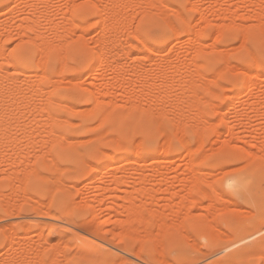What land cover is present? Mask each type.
<instances>
[{
  "label": "rangeland",
  "instance_id": "obj_1",
  "mask_svg": "<svg viewBox=\"0 0 264 264\" xmlns=\"http://www.w3.org/2000/svg\"><path fill=\"white\" fill-rule=\"evenodd\" d=\"M18 1L0 0V55L6 54L1 61L6 63L4 67L16 63L19 70L31 75H41L43 70L46 76H36L38 82L28 73L32 86L13 67L4 69L9 70L8 80L15 73L20 75L15 77L21 89L10 92L6 87L7 93H18V97L8 95L3 102L7 94L3 93L0 99L3 109L16 118L0 104V115L4 111L9 117L5 118L4 112L0 116L9 120L6 124L0 120V264L259 262L264 253V77L259 75L258 62L255 71H248L252 65L241 58V49L251 45L257 60L264 55V0L256 1L257 5L255 0H195L197 6L193 0H95L98 19L87 26L74 19L73 0H25L28 4L23 9L18 4L25 1ZM32 7L34 11L29 9ZM34 7L38 16L43 15L38 20L42 32L46 28L42 37L49 40L39 41L34 35ZM227 8L235 10L231 14ZM104 10L111 14L119 11L121 16H115L122 22L117 25L111 14L109 21ZM259 16L260 23L256 22ZM105 18L115 27L108 36L110 42L104 43L110 49L99 43L106 29L99 27L104 22V27L111 25ZM154 25H159L163 38L151 40L147 47L139 38ZM236 29L241 32L239 41L230 38ZM26 36L37 37V41ZM57 37H62L61 43ZM41 40L47 41L44 51L50 52L41 50L45 48L39 45ZM51 42L55 46L50 47ZM134 42L137 47L133 48ZM21 46L29 49L23 59L14 52ZM105 49L112 57L103 65ZM7 55L11 61H4ZM238 73L250 76L247 84L252 83L251 91L246 95L245 87L228 86L233 82L229 78ZM28 83L33 88L42 86L43 92L41 87L31 89ZM86 94L91 100L85 99ZM12 97L18 98L11 100L13 105ZM233 97L235 104L231 103ZM93 106L96 111L91 110ZM48 114L56 116L53 119ZM109 158L113 161L103 165ZM59 207L67 209L62 212ZM50 222L62 224L53 228ZM13 238L19 239L18 246ZM8 255L13 260L6 261Z\"/></svg>",
  "mask_w": 264,
  "mask_h": 264
},
{
  "label": "bare ground",
  "instance_id": "obj_2",
  "mask_svg": "<svg viewBox=\"0 0 264 264\" xmlns=\"http://www.w3.org/2000/svg\"><path fill=\"white\" fill-rule=\"evenodd\" d=\"M17 1H18V0H17ZM19 1H21V0H19ZM19 1H18V2H19ZM24 1H25V0H24ZM24 1H21L20 3H23ZM37 1H38V0H37ZM43 1H44V0H43ZM46 1H49V0H46ZM46 1H45V3H46ZM53 1H55V0H53ZM107 1H108V0H107ZM131 1H132V0H131ZM193 1H195V0H193ZM197 1H198V0H197ZM256 1L258 2V0H255V2H256ZM14 2H15V1H14ZM18 2H17V4H18ZM55 2H56V1H55ZM190 2H192V1H190ZM195 2H196V1H195ZM257 2H256V5H257ZM26 3H27V2L25 1V3H23V4H18V7L20 6V7L23 9V7H25L24 4L26 5ZM33 3H34V2H33ZM42 3H43V2H42ZM45 3H43V4H45ZM52 3H53V2H52ZM129 3H130V2H129ZM180 3H181V2H180ZM192 3H193V2H192ZM27 4H28V3H27ZM40 4H41V2H40ZM57 4H58V3H57ZM132 4H133V3H132ZM35 5H36V4H35ZM35 5L32 4V6H35ZM41 5H42V4H41ZM46 5H47V4H46ZM151 5H153V3H152ZM191 5H192V4H191ZM232 5H233V4H232ZM22 6H23V7H22ZM26 6H27V5H26ZM37 6H40V5L37 4ZM37 6H36V7H37ZM142 6H143V5H142ZM193 6H194V5H193ZM196 6H197V2H196ZM230 6H231V5H230ZM20 7H19V8H20ZM30 7H31V5H30ZM36 7H34L35 10H36V13L32 12V10L34 11L33 7H32V8H29V9H32V10H28V11H31V12L33 13V15L31 16V19H32V17L35 18L34 15H37V11H38V10L36 9ZM40 7H41V6H40ZM45 7H46V6H45ZM45 7H44V8H45ZM138 7H139V6H138ZM138 7H137V8H138ZM252 7H253V6H252ZM5 8H6V7H5ZM19 8H18V9H19ZM21 8H20V9H21ZM27 8H28V7H27ZM38 8H39V7H38ZM46 8H47V7H46ZM46 8H45V9H46ZM102 8H103V7H102ZM104 8H105V7H104ZM106 8H107V7H106ZM122 8H124V7H122ZM141 8H142V7H141ZM155 8H156V6H155ZM197 8H198V7H197ZM42 9H43V8H42ZM47 9H48V8H47ZM47 9H46V10H47ZM176 9H178V8L176 7ZM228 9H229V8H227V12H228ZM232 9H233V8H232ZM2 10H3V9H2ZM49 10H50V9H49ZM108 10H109V9H108ZM108 10H107V11L104 10V11H105V12H108ZM137 10H138V9H137ZM230 10H231V9H229V12L232 14V12H233L235 9H233V11H232V10L230 11ZM39 11H40V8H39ZM47 11H48V10H47ZM102 11H103V10H102ZM139 11H141V10L139 9ZM214 11H215V10H214ZM259 11H260V10H259ZM10 12H11V11H9V13H10ZM19 12L21 13V11H18V13H19ZM22 12H24V11L22 10ZM42 12H43V11H42ZM44 12H45V11H44ZM117 12H119V11H117ZM117 12H115V13L112 12L113 14H111V13L108 12V13H109V16H106L107 19H109L111 15H112V16H113V15L115 16ZM143 12H146V11H143ZM225 12H226V10H225ZM225 12H224V13H225ZM24 13H25V12H24ZM29 13H30V12H29ZM38 13H39V12H38ZM102 13H103V12H102ZM147 13H148V12H147ZM161 13H162V12H161ZM161 13H160V14H161ZM214 13H216V12H214ZM224 13H223L224 17L227 16V15H225ZM25 14H26V13H25ZM103 14H104V13H103ZM110 14H111V15H110ZM118 14H119V13H117V15H118ZM120 14H121V13H120ZM120 14H119V15H120ZM143 14H144V13H143ZM0 15H1V14H0ZM27 15H28V14H27ZM27 15H26V16H27ZM29 15H30V14H29ZM44 15H46V14H44ZM107 15H108V14H107ZM117 15H116V16H117ZM144 15H145V14H144ZM147 15H148V14H147ZM147 15H146V16H147ZM258 15H259V14H258ZM39 16H41V13H40ZM39 16H38V15L36 16V18H37V19L35 18L36 20H35V19H34V20L32 19V23H33V24H32V23H29V24H32V25H33V28H32V29H33V30L35 29L34 32L37 33V34L35 33L34 35H35V36H36V35L39 36V37H38V40H39V41H40L39 38H42L43 41H45V40H49V39H45V40H44V38H43L44 36L42 37V35H44V33H45V31H46V30H45L46 28L44 29V27H43L44 31L42 32V30H41V28H40V27H42V24H41V22H40L41 25H39L38 20L40 21V20L42 19L43 15L41 16V18H40ZM104 16H105V15H104ZM112 16H111V18H113ZM116 16H115V17H116ZM120 16H121V15H120ZM120 16H118V17L115 18V19H117V20L113 19V20L116 21V23H118L117 25H119V23L122 22ZM149 16H150V15H149ZM161 16H163V15H161ZM216 16L219 17V15H217V14H216ZM253 16H254V15H253ZM9 17H12V15L9 16ZM13 17H14V16H13ZM13 17H12V18H13ZM16 17H18V16H16ZM16 17H15V18H16ZM21 17H22V16H21ZM21 17L19 16V18H21ZM214 17H215V16H214ZM227 17H228V16H227ZM256 17H257V15L255 16V18H256ZM7 18H8V17H7ZM15 18H13V19H15ZM38 18H39V19H38ZM49 18H50V17H49ZM70 18H71V16H70ZM167 18H168V17H166V19H167ZM228 18H229V17H228ZM231 18H232V17H231ZM231 18H230V19H231ZM234 18H235V17H234ZM234 18H232V19H234ZM259 18H260V16L257 18V20L255 19L256 22L258 21ZM9 19H10V18H9ZM44 19L46 20L47 18L44 17ZM107 19L105 18V20H107ZM122 19H123V18H122ZM143 19L145 20L146 17L143 18ZM166 19H165V20H166ZM232 19H231V20H232ZM261 19H262V17L260 18V20H261ZM1 20H2V19H1ZM1 20H0V21H1ZM16 20H18V19L16 18ZM48 20H49V19H48ZM50 20H51V19H50ZM68 20H69V19H68ZM103 20H104V18H103ZM103 20H102V21H103ZM113 20H112V21H113ZM147 20H148V19H147ZM170 20H171V19H170ZM260 20L258 21L259 23H260ZM24 21H25V23H26V19H25ZM24 21H23V22H24ZM95 21H96V20H95ZM109 21H110V19H109ZM109 21L107 20V23H108ZM261 21H262V20H261ZM23 22H22V23H23ZM73 22H75V21H73ZM232 22H234V21L232 20ZM232 22H231V23H232ZM68 23H70V22H68ZM116 23H115V24H116ZM222 23L224 24V22H222ZM231 23H230V24H231ZM1 24H2V23H1ZM3 24H4V23H3ZM15 24H16V23H15ZM18 24H21V22H18L17 25H18ZM23 24H24V23H23ZM76 24H77V23H76ZM76 24H75V25H76ZM94 24H95V23H94ZM108 24H109V23H108ZM110 24H111V25H110ZM110 24H109L110 27L106 24L107 27H109V28L104 27V26H105V22H104V24H103L102 26L99 27V28H101V27H102V28H106V29H105L106 32H105V31L102 32V34L105 33L104 36L102 35V36H103V37H102L103 42H101V41H102V40H101L99 43H103V44H104V43H106V42L109 40V39H108V36H109V35L111 34V32L114 31V29H115V27L112 25L111 22H110ZM115 24H114V25H115ZM169 24H170V23L168 22V25H169ZM232 24H233V23H232ZM257 24H258V23H257ZM66 25H67V24H66ZM173 25H174V24H173ZM173 25H171V26L174 27ZM186 25H187V24H186ZM0 26H2V25H0ZM5 26H6V25H5ZM5 26H4V27H5ZM22 26H23V25H22ZM22 26H21V27H22ZM25 26L28 27V25H25ZM29 26H30V29H31V25H29ZM39 26H40V27H39ZM76 26H77V25H76ZM78 26H79V25H78ZM80 26H81V25H80ZM115 26H116V25H115ZM220 26H221V25H220ZM12 27H13V26H12ZM38 27H39L40 29H39ZM49 27H50V26H49ZM172 27H171V28H172ZM175 27H176V26H175ZM223 27H224V26H223ZM259 27H260V24H259ZM8 28H9V27H8ZM13 28H14V27H13ZM24 28H25V27H22L23 30H24ZM47 28H48V27H47ZM57 28H58V27H57ZM57 28H56V29H57ZM60 28H61V27H60ZM113 28H114V29H113ZM116 28H117V27H116ZM185 28H186V27H185ZM229 28H230V27H229ZM20 29H21V28H20ZM20 29H19V30H20ZM22 29H21L20 31L24 34V31H23ZM62 29H63V27L61 28V30H62ZM64 29H65V28H64ZM112 29H113V30H112ZM176 29H177V28H176ZM6 30H7V29H6ZM11 30L13 31V29H11ZM33 30H32V31H33ZM172 30H175V29H172ZM260 30H261V29H260ZM57 31H58V30H57ZM59 31H60V30H59ZM176 31H177V30H175V32H176ZM185 31H186V30H185ZM247 31H248V30H247ZM251 31H252V30H251ZM4 32H5V31H4ZM15 32H16V30H15ZM15 32H14V33H15ZM18 32H19V31H18ZM61 32H62V31H61ZM197 32H198V33H201V30H199V31H197ZM261 32H262V31H261ZM7 33H8V31H7ZM7 33H4V35L7 34ZM9 33H10V32H9ZM22 33H19V35L22 34ZM42 33H43V34H42ZM46 33H47V32H46ZM137 33H138V31H137ZM172 33H173V32H172ZM255 33H257V32H255ZM57 34H58V33H57ZM57 34H56V35H57ZM59 34H61V33H59ZM135 34H136V33H135ZM135 34H134V35H135ZM250 34H251V33H250ZM1 35H2V34H1ZM4 35H3V36H4ZM11 35H12V33H11ZM13 35H14V34H13ZM13 35H12V36H13ZM26 35H27V34H26ZM56 35H54V36H56ZM200 35H201V34H200ZM200 35H199V36H200ZM251 35H252V34H251ZM6 36H7V35H6ZM6 36H5V37H6ZM9 36H10V35H9ZM9 36H7V37H9ZM21 36H22V35H21ZM21 36H18V37L20 38ZM40 36H41V37H40ZM58 36H59V35H58ZM60 36H62V34H61ZM97 36H98V35H97ZM137 36H138V34H136V36H134V37H135L134 40H137L136 38H139V36H138V37H137ZM199 36H198V37H199ZM201 36H202V35H201ZM256 36H257V35H256ZM259 36H260V35H259ZM5 37H4L3 39H5ZM13 37H14V36H13ZM15 37H17V36H15ZM23 37H24V36H23ZM26 37H27V39H30V41L33 39V40H34V41L32 40L33 43H34L35 41H37V40H36L37 37H36V39H34L35 37L32 38V39H31L30 36H26ZM28 37H30V38H28ZM32 37H33V35H32ZM62 37L64 38V36H62ZM62 37H61V38H62ZM57 38L60 39V42H59V43H61V38H60V37H57ZM100 38H101V37H100ZM100 38H99V39H100ZM257 38H258V37H257ZM0 39H1V38H0ZM22 39H23V38H22ZM24 39H25V38H24ZM24 39H23V40H24ZM55 39H56V38H55ZM59 39H58V40H59ZM139 39H141V38H139ZM7 40H8V38H7ZM42 40H41V42H40V44H39V45L42 44L41 48L44 46V44L47 43V41H46V42H43ZM50 40H51V39H50ZM63 40H64V39H63ZM63 40H62V41H63ZM19 41H21V40H19ZM19 41H18V42H19ZM111 41H112V40H111ZM137 41H138V40H137ZM1 42L3 43V41H1ZM1 42H0V43H1ZM4 42H5V41H4ZM42 42H43V43H42ZM48 42H49V41H48ZM53 42H54V41H53ZM53 42L49 43V44H50V45H49L50 47L53 45ZM55 42H57V41L55 40ZM55 42H54V44H56ZM109 42H110V40H109ZM2 43L0 44L1 47L3 46ZM16 43H17V42H16ZM16 43H15V45H16ZM37 43H38V42H36V45H37V47H38L39 45H38ZM57 43H58V42H57ZM62 43H63V42H62ZM80 43H81V42H80ZM114 43H115V42H114ZM129 43H130V42H129ZM132 43H133V42H132ZM142 43H144V42H142V40H141V45H142ZM51 44H52V45H51ZM95 44H96V43H95ZM103 44H102V45H103ZM58 45H59V44H57V48H58ZM60 45H62V44H60ZM115 45H116V44H115ZM127 45H129V44H127ZM132 45H136V46H133V48H134V47H137V44H136L135 42H134V44H132ZM144 45H145V44H144ZM47 46H48V43H47ZM47 46L45 45V46H44L45 48L43 47L44 49H41L40 47H39V48H40L41 50H43V52H45L44 50L47 49ZM53 46H55V45H53ZM53 46H52V47H53ZM63 46H64V45H63ZM95 46H96V45H95ZM100 46H101V44H100ZM109 46H110V45H109ZM112 46H114V45H112ZM116 46H117V45H116ZM138 46H139V45H138ZM145 46L149 47V46L147 45V43H146ZM4 47L6 48L5 45H4ZM7 47H8V46H7ZM61 47H62V46H61ZM98 47H99V46H98ZM98 47H97V51H98V49H99ZM105 47L108 48V49H110V47H107V46H105V44H104V45H103V48H105ZM117 47H118V46H117ZM120 47H121V46H120ZM126 47H127V46H126ZM126 47H125V48H126ZM198 47H199V46H198ZM39 48H38V49H39ZM94 48H95V47H94ZM114 48H115V46H114ZM114 48H113V49H114ZM131 48H132V47H131ZM142 48H143V47H142ZM40 49H39V50H40ZM95 49H96V48H95ZM139 49H141V48H139ZM170 49H171V48H170ZM200 49H202V51H204L203 48H200ZM39 50H38V51H39ZM41 50H40V51H41ZM105 50H106V51L103 50V52H105V53L103 54L102 59L100 58V59H101L100 63L103 64V65L106 64L107 61H108L109 59H111V57H112V56L110 57V55H112V52H111L110 50H107V49H105ZM114 50H115V49H114ZM124 50L127 51V48L124 49ZM195 50H196V49H195ZM197 50H199V49L197 48ZM48 51L50 52V50H47V52H48ZM51 51H52V50H51ZM126 51H125V54H126ZM140 51H141V50H140ZM43 52H42V53H43ZM47 52H45V53H47ZM101 52H102V51H101ZM205 52H206V51H205ZM4 53H5V51H4ZM8 53H9V52L7 51V54H8ZM42 53H41V54H42ZM45 53H43V54H44L43 56H46ZM54 53H55V52H54ZM99 53H100V52H98V54H99ZM115 53H116V52H115ZM119 53H120V52H119ZM123 53H124V52H123ZM200 53H201V50H200V52H198V56L200 55ZM203 53H204V52H203ZM1 54H2V57H3V55H6V54H3V53H1ZM39 54H40V53H39ZM127 54H128L127 56H129V52H128V51H127ZM195 54H197V52H195ZM195 54H194V55H195ZM47 55H48V54H47ZM58 55H59V54H58ZM99 55H102V54H99ZM115 55H116V54H115ZM162 55H163V54H162ZM43 56H42V57H43ZM117 56H118V55H117ZM142 56H144V55H142ZM2 57H1V55H0V61L3 59ZM6 57H7V59H6ZM6 57L4 58V61H8V60L10 59V58H9V57H10L9 55H7ZM58 57H59V56H58ZM109 57H110V58H109ZM154 57H155V56H154ZM1 58H2V59H1ZM46 58H47V57H46ZM124 58H125V57H124ZM126 58H127V57H126ZM130 58H131V57H130ZM156 58H157V57H156ZM159 58H160V57H159ZM163 58H164V57H163ZM204 58H205V57H204ZM115 59H116V58H115ZM115 59H114V60H115ZM117 59H118V58H117ZM128 59H129V57H128ZM131 59H132V58H131ZM39 60H40V59H39ZM147 60H148V59H147ZM167 60H168V59H167ZM9 61H11V60H9ZM40 61H41V60H40ZM138 61H139V60H138ZM160 61H161V60H160ZM41 62L43 63V61H41ZM44 62H45V61H44ZM36 63H37V62H36ZM3 64H6V63H4V62L1 61V64H0V99L4 96L3 93H4V94L7 93V91H5L6 87H7L6 90H11V89L13 90V91L11 90L10 92H16V91L19 92V89H21V87H18V85H17V82H18V80H17L18 77H17V76H20V75H16L17 72H18V74L22 73V76H23V75L26 76V77L24 76V78L21 77V78H23V79H25V78L28 79V76H29V74H30L29 72H24V71H22V70H19V65H18V64H16V63H12V64H11L10 62H8V65H7L8 67H7L6 65H5V67H7V68H9V67L12 68V67H13L12 69L16 70V73H15L14 75L17 77V79H16V77L13 76L12 79L15 77L13 81H12V79H9V80H8V74H7V73L9 72V70H8L7 68H6V69L8 70V72H7V70H4L5 67L3 66ZM9 64H10L11 66H9ZM38 64H39V61H38ZM152 64H153V63H152ZM43 65H44V63H43ZM128 66H129V65H128ZM133 66H134V65H133ZM40 67H41V66H40ZM42 67H43V66H42ZM120 67H121V66H120ZM127 68H128V67H127ZM131 68H132V67H131ZM133 68H134V67H133ZM42 69H44V68H42ZM123 69H124V68H123ZM65 70H66V69H65ZM121 70H122V68H121ZM124 70H126V69H124ZM132 70H133V69H132ZM4 71H6V72H4ZM12 71H13V70H12ZM42 71H43V70H42ZM42 71L40 72L41 75H40L39 73H36V75H34L35 72H33L34 74H32V75H34V77L38 76V78H39V75H40V76L43 75V77H44L45 74H43ZM122 71H123V70H122ZM151 71H152V70H151ZM166 71H167V70H166ZM1 72L6 73L7 75H6V74H5V75L2 74ZM10 72H11V71H10ZM132 72H133V71H132ZM158 72H159V70H158ZM13 73H14V72H13ZM23 73H24V74H23ZM28 73H29V74H28ZM137 74H138V73H137ZM248 74H249V73H248ZM9 75H10V74H9ZM32 75L30 74L29 77H30V78L32 77V78H33V81H34V77H33ZM250 75H251V74H250ZM45 76H46V75H45ZM251 76H252V75H251ZM9 77L11 78V76H9ZM248 77L250 78V76H248ZM36 78H37V77H36ZM36 78H35V80L38 79V78H37V79H36ZM40 78L42 79V77H40ZM40 78H39V79H40ZM187 78H188V77H187ZM194 78H195V77H193V79H194ZM39 79H38V82H39ZM45 79H47V77H46ZM178 79H179V78H178ZM5 80H7L8 82L5 83V82H4ZM19 80H20V77H19ZM30 80H31V79H30ZM53 80H54V79H53ZM156 80H157V79H156ZM156 80H155V81H156ZM16 81H17V82H16ZM21 81H23V80H20V82H21ZM162 81H163V80H162ZM162 81H160V83H161ZM167 81H168V80H167ZM189 81H190V80H189ZM23 82H24V81H23ZM26 82H27V81H26ZM28 82H29V79H28ZM36 82H37V81H36ZM36 82H35V84L37 85ZM112 82H113V81H112ZM142 82H143V81H142ZM151 82H153V81H151ZM178 82H179V81H178ZM183 82H184V81H183ZM249 82H251V80H250ZM7 83H8V84H7ZM21 83H22V82H21ZM24 83H25V82H24ZM29 83H30L32 86H34V82L30 81ZM29 83H28V86L31 88L32 86L29 85ZM166 83L169 84L168 82H166ZM186 83H187V82H186ZM189 83H191V82H189ZM6 84H7V85H6ZM52 84H53V83H52ZM57 84H58V83H57ZM60 84H61V83H60ZM60 84H58V85H60ZM107 84H108V83H107ZM110 84H112V83L110 82ZM135 84H136V83H135ZM161 84H162V83H161ZM184 84H185V83H184ZM10 85H11V86H10ZM22 85H23V83H22ZM36 85H35V88L32 87L31 89H40V87H41L40 90H41V92H43L42 89H44V88H43L42 86H38V88H36V87H37ZM148 85H150V83H149ZM186 85H187V84H186ZM188 85H189V84H188ZM8 86H10V87H8ZM72 86H73V85H72ZM113 86H114V84H113ZM138 86H139V84H138ZM144 86H145V85H144ZM146 86H147V85H146ZM146 86H145V87H146ZM153 86H154V85H153ZM251 86H252V83L247 84V86L244 88V89H245L244 92H243L244 95L250 93V91H251ZM54 87H55V85H54ZM108 87H109V86H108ZM111 87H112V85H111ZM193 87H194V85H193ZM8 88H9V89H8ZM18 88H19V89H18ZM164 88H165V87H164ZM190 88H192V87H190ZM14 89H15V91H14ZM26 89H27V87H26ZM47 89H48V88H47ZM85 89H86V87H85ZM88 89H89V88H88ZM40 90H39V91H40ZM45 90H46V88H45ZM45 90H44V91H45ZM48 90L51 91V89H48ZM48 90L46 91V93H45V92H44V93L47 94ZM193 90H194V89H193ZM29 91L33 92L34 90H33V91H32V90H29ZM27 92H28V91H26V93H27ZM35 92H38V90H37V91L35 90ZM56 92H58V90H57ZM92 92H93V91H92ZM23 93H24V90H23ZM12 94L15 95V93H11V94L7 93V94H5V97H8V95H12ZM32 94H33V93H32ZM37 94L40 95L39 93H37ZM37 94H36V96H38ZM41 94H42V93H41ZM95 94H96V93H95ZM6 95H7V96H6ZM14 95H12V96H14ZM16 95H18V93H17ZM16 95H15V96H16ZM20 95L22 96V94H20ZM34 95H35V94H34ZM42 95L44 96V94H42ZM42 95H40V97H42ZM96 95H97V94H96ZM98 95H99V94H98ZM233 95H234V94H233ZM28 96H30V94H29ZM45 96H46V95H45ZM45 96H44V97H45ZM48 96H49V94H48ZM231 96H232V95H231ZM235 96H236V95H235ZM5 97H3V99H1V100H3V102L5 101V99H6V101H7V99H9V97H8V98H5ZM10 97H11V96H10ZM16 97H18V96H16ZM95 97H96V96H95ZM97 97H98V96H97ZM19 98H20V97H19ZM31 98H32V97H31ZM35 98H37V97H35ZM46 98H47V97H46ZM235 98H236V97H233V98L231 99V103H234V104H235V102H236V99H235ZM242 98H245V97L242 96ZM16 99H18V98H16ZM16 99H15V97H12V99H10V102H11V100H16ZM26 99H27V98H26ZM26 99H25V100H26ZM51 99H52V98H51ZM85 99H86V100H91V95L86 94ZM237 99H238V98H237ZM20 100H21V99H20ZM34 100H36V99H34ZM34 100H33V101H34ZM46 100H48V99H45V101H44V100H43V101L46 102ZM49 100H50V98H49ZM53 100H57V99H53ZM53 100H51V101H53ZM238 100H239V99H238ZM242 100H243V99H242ZM16 101H17V100H16ZM16 101H15V102H16ZM27 101H28V100H27ZM39 101H40V100H39ZM98 101H99V100H98ZM98 101H97V103H98ZM239 101H240V100H239ZM239 101H237V102L239 103ZM8 102H9V100H8ZM12 102H14V101H12ZM12 102H11V104H12ZM44 102H42V105H43ZM86 102H87V101H86ZM100 102H101V100H100ZM104 102H105V101H104ZM241 102H242V101H241ZM241 102H240V103H241ZM244 102H246V101H244ZM17 103H18V102H17ZM28 103H29V102H28ZM31 103H32V101H31ZM40 103H41V102H40ZM50 103L52 104V102H50ZM61 103H62V102H61ZM97 103H96V104H97ZM109 103H110V102H109ZM0 104H1V101H0ZM8 104H9V103H8ZM11 104H10V105H11ZM36 104H37V103H36ZM36 104H35V102H34V105H36ZM243 104H244V103H243ZM1 105H2V104H1ZM1 105H0V106H1ZM12 105H13V104H12ZM20 105H21V104H20ZM45 105H47V104H45ZM55 105H56V104H55ZM230 105H232V104H230ZM230 105H229V106H230ZM27 106H28V105H27ZM30 106H31V105H30ZM70 106H71V105H70ZM99 106H100V105H99ZM233 106H234V105H233ZM10 107H11V106H10ZM16 107H17V105H16ZM23 107H24V106H23ZM28 107H29V106H28ZM45 107H46V106H45ZM45 107H44V108H45ZM63 107H65V106L63 105ZM93 107H94V106H93ZM3 108H4V107H3V105H2L1 109H2V110H5V109H3ZM8 108H9V107H7V109H8ZM14 108H15V107H14ZM25 108H26V106H25ZM32 108H34V106H33ZM36 108H37V107H36ZM72 108H73V106H72ZM98 108H100V107H98ZM135 108H137V107H135ZM135 108H134V109H135ZM17 109H19V108H17ZM23 109H24V108H23ZM29 109H30V108H29ZM29 109H28V112H29ZM38 109H39V108H38ZM46 109H47V108H46ZM46 109H45V110H46ZM73 109H74V108H73ZM75 109H76V108H75ZM94 109H95V107L92 108L91 110H94ZM101 109H102V107H101ZM105 109H106V108H105ZM105 109H104V110H105ZM15 110H16V109H15ZM31 110H32V109H31ZM96 110H97V109H95V111H96ZM0 111H1V110H0ZM5 111L7 112V110H5ZM9 111H10V110H8V112H9ZM21 111H22V109H21ZM33 111H35V110H33ZM39 111H40V110H39ZM2 112H4V111H2ZM2 112H1V115L3 114ZM8 112H7V113H8ZM30 112H31V111H30ZM45 112H46V111H45ZM89 112H90V110H89ZM92 112H93V111H92ZM118 112H119V111H118ZM131 112H133V109H132V111H131V110L129 111V114H130ZM138 112H139V111H138ZM138 112H137V113H138ZM4 113H5V112H4ZM7 113H5V114H6V117H5V118L8 117V116H7ZM22 113H23V111H22ZM96 113H97V112H96ZM8 114L10 115V114H11V111H10ZM13 114H14V113H13ZM15 114H16V113H15ZM18 114H19V113H18ZM24 114H25V113H24ZM29 114H30V113H29ZM31 114H32V113H31ZM33 114H34V113H33ZM131 114H133V113H131ZM147 114H148V113H147ZM149 114H150V113H149ZM1 115H0V116H1ZM124 115L126 116V115H128V114L126 113V114H124ZM3 116H4V114H3ZM3 116H2V117H3ZM20 116H21V115H20ZM27 116H28V114H27ZM47 116H48V117H49V116H52V114H51V115L48 114ZM47 116H46V117H47ZM55 116H56V115L52 116V118L55 117ZM118 116H119V115H118ZM118 116H117V117H118ZM122 116H123V115H122ZM128 116H129V115H128ZM128 116H127V117H128ZM11 117H12V114H11ZM11 117H10V119H11ZM13 117H14V116H13ZM13 117H12V118H13ZM16 117H17V116H16ZM22 117H23V116H22ZM25 117H26V115H25ZM28 117H29V116H28ZM48 117H47V118H48ZM59 117H60V116H59ZM130 117H131V116H130ZM136 117H137V116H136ZM136 117H135V118H136ZM138 117H140L139 113H138ZM142 117H143V116H142ZM5 118L3 117V119H5ZM49 118H50V117H49ZM52 118H51V119H52ZM122 118H123V117H122ZM124 118H125V117H124ZM133 118H134V117H133ZM143 118H144V117H143ZM1 119H2V118H0V120H1ZM3 119H2V120H3ZM8 119H9V117H8ZM8 119H6V120L9 121ZM13 119H16V118H13ZM18 119H19V118H18ZM53 119H54V118H53ZM53 119H52V120H53ZM57 119H59V118H57ZM116 119H117V118H116ZM6 120H5V121H6ZM52 120H50V121H52ZM55 120H56V119H55ZM119 120H121V117L119 118ZM3 121H4V120H3ZM3 121H2V122H3ZM5 121H4V122H5ZM63 121H64V120H63ZM117 121H118V120H117ZM132 121H133V120H132ZM24 122H26V121H24ZM53 122H54V120H53ZM57 122H58V121H57ZM120 122H121V121H120ZM0 123H1V122H0ZM51 123H52V122H51ZM118 123H119V121H118ZM122 123H123V121H122ZM124 123H125V122H124ZM5 124H6V122H5ZM10 124H11V123H10ZM10 124H9V127L11 126ZM48 124H49V123H48ZM1 125H2V124H1ZM23 125H24V124H23ZM23 125H22V126H23ZM44 125H45V124H44ZM124 125H125V124H124ZM3 126H4V125H3ZM3 126H1V129H3ZM5 126H6V125H5ZM24 126H25V125H24ZM7 127H8V124H7ZM7 127H6V128H7ZM9 127H8V129H10ZM45 127H47V126L45 125ZM6 128H5V129H6ZM48 129H49V127H48ZM44 130H45V129H44ZM44 130H43V131H44ZM2 131H3V130H2ZM2 131H1V133H2ZM43 131H42V133H43ZM6 134H7V132H6ZM59 134H61V133H58V135H59ZM124 134H125V133H124ZM46 135H47V134H46ZM50 135H51V134L49 133V136H50ZM2 136H3V135H2ZM28 136H29V134H28ZM59 136H60V135H59ZM61 137H62V136H61ZM65 137H66V136H65ZM50 138H52V137H50ZM2 140H3V139H2ZM15 140H16V139H15ZM32 141H33V140H32ZM5 142H6V141H5ZM13 142H14V141H13ZM53 142H54V141H53ZM9 143H10V142H9ZM30 143H31V142H30ZM47 143H49V142H47ZM64 143H65V142H64ZM116 143H117V142H116ZM2 144H3V143H2ZM16 144H17V143H16ZM51 144H52V143H51ZM32 145H33V144H32ZM64 145H65V144H64ZM64 145H63V146H64ZM115 145H117V144H115ZM5 146H6V145H5ZM22 147H23V146H22ZM32 147H33V146H32ZM60 147H61V146H60ZM121 147H122V146H121ZM37 148H40V147H37ZM45 148H47V147H45ZM23 149H24V147H23ZM119 149H120V148H119ZM121 150H122V149H121ZM134 150H135V149H134ZM37 151H38V150H37ZM18 152H19V151H18ZM25 152H26V150H25ZM43 152H45V151H43ZM134 152H135V153L137 152V148H136V151H134ZM16 153H17V152H16ZM129 153H130V152H129ZM35 154H36V153H35ZM41 154H42V153H41ZM43 154H44V153H43ZM119 154H120V153H119ZM119 154H118V155H119ZM162 154H163V153H162ZM32 155H33V154H32ZM136 155H137V153H136ZM21 156H22V155H21ZM25 156H26V155H25ZM25 156H23V157H25ZM35 156H37V155H35ZM120 156H121V155H120ZM141 156H142V155H141ZM161 156H162V155H161ZM163 156H164V155H163ZM23 157H22V158H23ZM26 157H27V156H26ZM139 157H140V156H139ZM113 158L115 159V158H118V157H117V156H116V157L113 156ZM141 158H142V157H141ZM25 159H26V158H25ZM27 159H29V158H27ZM142 159H143V158H142ZM20 160H21V159H20ZM75 160H76V159H75ZM140 160H141V159H140ZM3 161H4V160H3ZM10 161H11V160H10ZM111 161H113V159H111V158L106 159V160L104 161V164H103V165H108ZM28 162H29V161H28ZM30 162H32V161H30ZM3 163H6V162H3ZM11 163H12V162H11ZM1 164H2V163H1ZM152 164H153V163H152ZM152 164H151V165H152ZM8 165H9V164H8ZM12 165H13V164H12ZM15 165H17V164H15ZM25 165H26V164H25ZM27 166H28V165H27ZM133 166H135V165H133ZM152 166H153V165H152ZM154 166H155V165H154ZM10 167H11V166H10ZM33 167H34V166H33ZM137 167H138V166H137ZM5 168H6V167H5ZM18 168H19V167H18ZM28 168H29V166H28ZM138 168H139V167H138ZM16 169H17V167H16ZM25 169H26V168H25ZM22 172H23V171H22ZM136 172H137V171H136ZM14 174H15V173H14ZM23 174H24V173H23ZM27 176H28V175H27ZM38 176H39V175H38ZM40 177H41V176H40ZM117 177H118V176H117ZM18 178H19V177H18ZM26 178H27V177H26ZM49 178H50V177H49ZM112 178H113L115 181H117V180L119 181V177H118V179H115V175H114V174H112ZM121 178H122V177H120V179H121ZM11 179H12V178H11ZM113 179H112V180H113ZM126 179H127V178H126ZM128 179H129V178H128ZM132 179H134V178H132ZM15 180H16V179H15ZM45 180H46V179H45ZM130 180H131V179H130ZM137 180H138V179H137ZM17 181H18V180H17ZM21 181H24V180H21ZM24 182H25V181H24ZM113 182H114V181H113ZM122 182H123V181H122ZM125 182H126V181H125ZM136 182H137V181H136ZM230 182H231V181H230ZM230 182H229V183H230ZM14 183H15V182H14ZM18 183H19V182H17V184H18ZM21 183H22V182H21ZM124 184H125V183H124ZM11 186H13V185L11 184ZM13 187H14V186H13ZM13 187H11V188H13ZM18 189H19V188H18ZM20 189H21V188H20ZM21 190H22V189H21ZM48 190H49V189H48ZM143 190H144V189H143ZM146 190H147V189H146ZM146 190H145V191H146ZM117 191H118V190H117ZM136 191H137V190H136ZM25 192H26V191H25ZM25 192H24V193H25ZM0 193H1V192H0ZM49 193H50V191H49ZM51 193H53V192L51 191ZM141 194H143V192H141ZM144 194H145V193H144ZM149 194H150V193H149ZM116 195L119 196L118 194H116ZM145 195L148 196L147 194H145ZM4 197H5V196H4ZM4 197H3V198H4ZM17 197H18V195H17ZM26 197H27V196H26ZM144 197H145V196H144ZM6 198H7V197H6ZM6 198H5V199H6ZM50 198H51V197H50ZM121 198H122V197H121ZM133 198H135V197H133ZM138 198H140V197H138ZM145 198H146V197H145ZM147 198H149V197H147ZM147 198H146V200H148ZM150 198H151V197H150ZM5 199H4V200H5ZM7 199H10V197H8ZM28 199H30V198L28 197ZM48 199H49V198H48ZM26 200H27V199H26ZM31 200H32V199H31ZM129 200H130V199H128L127 201H129ZM137 200H138V199H137ZM141 200H142V199H141ZM141 200H139V201H141ZM20 201H21V200H20ZM125 201H126V200H125ZM130 201H134V200H130ZM130 201H129V202H130ZM3 202H4V201H3ZM65 202H66V201H65ZM1 203H2V201H1ZM133 203H135V202H132V204H133ZM69 204H71V202H70V203H67L66 207H67ZM5 205H6V204H5ZM31 205H32V204H31ZM63 205H64V204H63ZM134 205H135V204H134ZM33 206H34V205H33ZM37 206H38V205H37ZM37 206H36V209H37ZM64 207H65V206H64ZM59 208H60V207H59ZM68 208H69V207H68ZM70 208H71V207H70ZM70 208H69V209H70ZM18 209H19V208H18ZM33 209H35V208H33ZM36 209H35V210H36ZM60 209H61V208H60ZM64 209H67V208H63V209H61L62 212H63ZM38 210H39V212H40V209H37L36 211H38ZM59 211H60V210H59ZM70 212H71V209H70ZM34 213H35V212H34ZM36 213H37V212H36ZM64 213H65V212H64ZM32 214H33V213H32ZM37 214H39V213H37ZM66 214H68V216H69V212L66 213ZM66 214H65V215H66ZM34 215H35V214H34ZM19 216H20V215H19ZM68 216H66V217H68ZM24 219H25V218H24ZM55 219H59V218L56 217ZM22 221L26 222L25 220H22ZM33 221L36 222L35 220H33ZM69 221H70V220H69ZM24 222H23V223H24ZM37 222L39 223V221H37ZM65 222H66V221H65ZM43 223H44V222H43ZM46 223L48 224V222H46ZM50 223H51V224H49V225L52 226V225H53L52 222H50ZM59 223H60V222H58L57 224L54 223L55 226L53 225V228H56L57 226H59L60 224H62V223H60V224H59ZM68 223H69V222H68ZM10 224H11V223H10ZM29 224H30V223H29ZM39 224H40V223H39ZM71 224H72V223H71ZM73 224H74V223H73ZM24 225H25V223H24ZM41 225H44V224H41ZM49 225H47V228H50V227H51V226L48 227ZM56 225H57V226H56ZM38 226H39V225H38ZM41 227H43V226H40V228H41ZM60 227H61V226H59V227H57V228H60ZM62 227H63V226H62ZM67 227L69 228V226H67ZM75 227H76V225H75ZM28 228H29V227H28ZM51 228H52V227H51ZM64 228H65V227H64ZM79 228H80V227H79ZM11 237H12V236H11ZM18 238H19V237H18ZM14 239L17 240V242H15V243H16L15 245L18 246L17 243L19 242V239H20V238H19V239H17V238H13L12 240L14 241ZM31 239H32V238H31ZM9 240L12 241L11 239H9ZM29 240H30V239H29ZM32 240H33V239H32ZM13 241H12V242H13ZM28 242H29V241H28ZM24 243H25V242H24ZM24 243H23V244H24ZM33 243H34V242L32 241V244H33ZM36 243H37V242H36ZM12 244H13V243H12ZM12 244H11V242H10V244H8V245H12ZM20 245H21V244H20ZM24 245H25V244H24ZM24 245H23V246H24ZM12 246H13V245H12ZM26 246H27V245H26ZM31 246H32V245H31ZM31 246H28V247L31 248ZM38 247H40V246H38ZM45 247H46V246H45ZM9 248H10L11 251H12V250H13L12 248H14V246H13L12 248L9 246ZM30 248H29V249H30ZM35 248H36V246H35ZM14 249H15V248H14ZM18 249H19V248H18ZM20 249H24V248L21 247ZM26 249H27V248H26ZM39 249H40V248H39ZM8 250H9V249H8ZM36 250H37V249H36ZM24 251H25V250H24ZM28 251H30V250H28ZM14 252H15V251H14ZM16 252H17V251H16ZM16 252H15V253H16ZM31 252H32V250H31ZM36 252H37V251H36ZM36 252H34V253H36ZM26 253H27V252H26ZM29 253H30V252H29ZM38 253H39V251H38ZM6 254H7V253H6ZM10 254H11V253H10ZM20 254H21V253H20ZM250 254H251V253H250ZM255 254H256V253H255ZM24 255H25V254H24ZM36 255H37V254H36ZM38 255H39V254H38ZM93 255H94V253H93ZM11 256H12V255H11ZM11 256L9 257V255H8V256H7V259H8V258H12ZM29 256H30V255H29ZM32 256H33V255H32ZM91 256H92V255H91ZM15 258H16V257H15ZM122 258H123V257H122ZM5 259H6V258H5ZM18 259H20V258H18ZM18 259H17V261H18ZM22 259H23V258H22ZM2 260H3V259H2ZM11 260H13V259H10V260L8 259V260H6V261H11ZM42 260H43V259H42ZM6 261H4V262L7 263ZM20 261H22V260H20ZM20 261H19L18 263H21ZM1 262L3 263V261H1ZM12 262H13V261H12ZM12 262H11V263L8 262V264H9V263H10V264H13ZM14 262H15V259H14ZM24 262H25V261H24ZM24 262H23V263H24ZM30 262H31V261H30ZM37 262H38V261H37ZM2 263H1V264H2ZM15 263L17 264V262H15ZM23 263H22V264H23ZM222 263H223V262H222ZM234 263H235V262H234Z\"/></svg>",
  "mask_w": 264,
  "mask_h": 264
},
{
  "label": "snow or ice",
  "instance_id": "obj_3",
  "mask_svg": "<svg viewBox=\"0 0 264 264\" xmlns=\"http://www.w3.org/2000/svg\"><path fill=\"white\" fill-rule=\"evenodd\" d=\"M71 12L74 19H76L78 23H83L85 26L92 24L93 20L98 19V5L95 0H73ZM185 19H187V17H185ZM188 22L191 23L192 21L189 20ZM176 26L179 27V21H176ZM92 27L95 28V25L93 24ZM234 31L235 35L230 38L237 39V41H239L241 38V32L239 29ZM158 38H163L160 35L159 25H154L146 29L144 35L141 37L145 43H149L151 40ZM14 52L19 59H23L28 54L29 49L21 46L18 49H15ZM241 58L252 65L248 71H255V65L258 62L260 67L259 75L264 77V55H261V57H259L257 60L255 57V50L251 48V45H249L247 49H241ZM223 79L224 78H222V81ZM229 79L233 80V82L228 85L229 87L236 86L240 87L241 90H243V87L247 86V82L249 81L247 73H238L234 78ZM4 246L7 247V244ZM247 264H264V253H262V258L259 260V262H257L255 259H252L247 261Z\"/></svg>",
  "mask_w": 264,
  "mask_h": 264
}]
</instances>
